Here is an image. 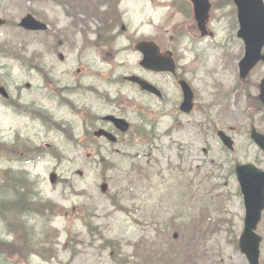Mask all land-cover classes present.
<instances>
[{
  "label": "rangeland",
  "instance_id": "374dc122",
  "mask_svg": "<svg viewBox=\"0 0 264 264\" xmlns=\"http://www.w3.org/2000/svg\"><path fill=\"white\" fill-rule=\"evenodd\" d=\"M93 1H100L105 11L101 18L91 11V5L74 9L73 2L67 0L53 4L0 0V16L9 21V28L0 30V45L37 53L42 61L66 74L63 82L70 88L79 87L74 81L80 76L76 70L82 66L81 59L83 71L97 64L98 69L93 70L96 79L90 76L83 85L93 86L97 89V98L109 97L111 104L84 101L82 89L81 96L69 97L71 107L61 113L54 112V122L61 124L59 129L52 130L48 140L44 136L39 139L38 129L31 130V126L22 124L23 120L0 109L6 137L12 138L20 130L25 135L35 134L38 143L45 138L41 143L51 145L47 160L27 169L40 180L44 199L59 208L52 224L55 233L49 235L45 247L30 252L27 262L115 264L128 256L140 264H248L237 243L245 216L238 183L228 173V156L220 146L212 143L211 148L207 147L211 98L215 92L227 93L238 78L237 64L242 50L236 48L234 40L235 7L229 4L230 0H210L213 9L208 29L214 36L203 40L191 30L194 22L188 11L184 12L190 0ZM72 12L77 23L71 18ZM27 14L51 24L49 35L17 30L15 23ZM118 17L120 20L112 24L111 20ZM108 22L111 23L107 27ZM123 27L133 41L135 35L153 39L165 49H171L172 38L180 37L176 34L183 31L176 56L180 72L186 75L196 94V108L191 115L178 112L182 96L176 80L144 71L139 65L142 57L133 49L116 52L119 45L127 43L125 37L111 45L116 54L107 58L110 45L105 43L112 42V35L123 33ZM87 32L98 48L95 51L79 49L82 35ZM56 36L62 40L63 63L43 56ZM186 36L190 41L185 40ZM0 62L8 64L9 61ZM20 71L15 66L14 78L22 84L21 88H26L27 78ZM131 74L140 75L159 87L167 103L160 104L137 87L120 82ZM254 77L259 80L264 77V67H259ZM24 92L28 97L27 89ZM72 103L76 106L82 103L101 112L123 110L135 130L152 133L147 138L129 136L123 144L82 147L76 143L80 140L82 119ZM226 104L233 114L237 109L244 110V103L238 106L232 97ZM222 106L217 103L214 109L220 112ZM250 115L249 109L244 117L238 115L239 126ZM144 119L146 125L142 123ZM66 125L74 130H60ZM239 126L234 127L243 152L248 144L244 143L247 140L245 135L241 136L243 128L239 130ZM255 126L264 130L257 122ZM246 151L250 158L262 159L264 166V157L257 148L249 145ZM4 227L1 223L0 238L7 237ZM257 232L263 239L261 264H264V214ZM7 240L13 244L3 247L7 258L13 262L24 261L22 241L16 235ZM105 240L117 241L121 247L111 248Z\"/></svg>",
  "mask_w": 264,
  "mask_h": 264
},
{
  "label": "flooded vegetation",
  "instance_id": "af4514ba",
  "mask_svg": "<svg viewBox=\"0 0 264 264\" xmlns=\"http://www.w3.org/2000/svg\"><path fill=\"white\" fill-rule=\"evenodd\" d=\"M48 2H51L52 4L55 3L53 0H49ZM186 11H188L191 17H193V6L191 5V3ZM0 17L6 22L3 27H0V30L8 29V19H6L5 16ZM71 18L74 19L76 23L75 17L71 16ZM50 25L51 24H49V29H51ZM195 26L196 23L194 22L191 30L198 33V31L196 30L197 26ZM15 27L17 28V30H20L19 21L15 23ZM122 30L123 33L118 32L116 33V35H112L111 43H105L106 45H110L111 48H109L111 52L107 51L106 53L107 58L115 57L116 53L114 54L113 51H115L116 49L112 48L111 45H115L125 37V39H127V43L123 44L122 46L119 45L117 47L116 52L118 54L122 53L123 49V52H126L128 49L134 50L136 43L141 40H152L160 46L162 53L170 51L175 62L177 63V66H180L176 56L177 50L179 49V47H181L179 43V37L176 38L174 36L175 38H172L173 43L171 44V49H165L159 42L153 39L148 40L147 38L137 37L135 35L134 38H136V40L133 41V37L131 34H125V32H128L127 29L123 27ZM11 33H15V31H11ZM26 33L33 35H49V32ZM239 33L240 31H238L237 29L234 30V40L235 44H237L236 48L240 51L242 50L240 53L241 58L239 59L237 64L238 78L236 79L234 86L229 91H227V93L219 91V93L215 92L213 94V98H211V102L209 103L212 108L209 106V114L207 115V131H209V135L207 137V147L211 148L212 143H216L220 146V148L223 150L224 155L228 156L226 162L229 166L228 173L236 180L238 176L237 168L239 166L253 167L264 172V166L261 163V161L263 162V160L259 159L258 157L250 158L249 152L246 151L247 146L251 145L257 148L260 154L264 157L263 150L253 136L255 132L264 137V130H259L255 126L257 122L262 128H264V77L260 78V80L254 77L257 69L259 67H264V60L260 61L255 66V68L247 75L246 78L243 79L241 77L240 64L245 58L246 43L242 38H240ZM213 36L214 33L209 29L207 30V35H200L201 39L203 40L209 37L213 38ZM89 38L90 37L88 32L84 34V36L82 35L81 46L79 47L80 51L83 52L85 49L95 51L96 49H98L95 47V43ZM59 39L60 38L57 37L56 40L50 43L48 51L44 52L45 54L43 56L45 58H51L53 61L60 60V62L63 63L65 60V53L62 51L63 48H61L62 40ZM186 41H190V37H186ZM189 45L192 46L193 42H191V44ZM78 53L79 52H77V54ZM97 53L99 54V51ZM261 55L264 58V47ZM0 60L9 61L8 64H5L6 62H0V109H2L1 111H3L4 113H9L10 116L17 118L18 120H23L24 122L22 124L31 126V130L38 129L39 133L37 134V136L39 139L44 136L48 140L50 139L52 130L59 129L61 122L58 124L54 122V112L61 113L62 111L67 110V107L70 106L69 102L72 101L69 100V97H72L74 94H78V96H81L82 89L85 92V95H83V97H85L83 98L84 101H104L108 103L110 101L109 97L105 98L103 96V98H97V96L95 95L97 89H95L93 86L83 85L85 79L89 78L90 76H92L93 79H96L94 77L96 71L93 70L98 69L97 64L95 65V67L90 66V69H85V71H83V60L81 59L82 66L78 67V69L76 70L77 74L80 76L76 77V80L74 81L76 83L78 82V89L77 86H75L74 88H70L65 85L63 79H65L66 74L61 73L58 67H55V65L53 64L48 65L45 61L41 60V57L37 55V53L36 55H34L24 48H15L8 44H1ZM17 65L22 70L20 72H23V78H27L26 88H21L22 84L18 82L16 78H14L13 69ZM180 78L187 79L186 75L180 72L179 68L176 77H174L173 79L178 81ZM122 81L125 82L124 77L122 78ZM82 85L84 86V88ZM15 87H17V90L15 89ZM26 89L29 95L28 97L25 96L24 91ZM229 97H232L233 102L238 106L244 103V110L242 111L237 109V112L233 114L230 110V106L226 104ZM88 98L92 99L89 100ZM253 102L254 104H252ZM217 103H219L220 105L223 104V106L220 108V112L215 110L216 108L214 109ZM74 105L75 109H73L75 110V113L78 114L82 119V132L79 138L80 140L78 139V143H80L82 147L94 148L96 145H98L99 147H103V145L105 144H110L105 137H95V132L100 129H104L106 132L116 136L118 138V144L126 143L125 140L130 136V134H121L119 131H117V129L111 122L105 120V117H107L108 115L116 114L119 117L123 116L124 118H127L126 115H122V113L118 110L116 112H101L95 108H91L90 106L83 105L82 103L81 105H77L78 107L76 106V104ZM109 105L111 104L109 103ZM51 106L54 107L55 110H52ZM252 107L254 108L252 109ZM246 109H249L251 115L247 117V121L242 122L239 126L240 121L238 120V115L240 117H244L246 114ZM253 118L256 119L248 121V119ZM1 122L2 120L0 121V179L2 180L5 171L10 170L12 171V173L20 176L22 179L28 182L29 177L32 174L29 172L27 167L34 165L35 161L39 163L47 160L49 156L47 150L50 149L51 145L41 143L45 140V138H43L40 143H38L35 139V134H33L32 136H30L29 134L25 135L22 134L20 130H18L12 138L6 137L4 135V131L2 130ZM234 126H239V130L243 128L242 133L240 132V134L241 136L245 135L246 138L244 139L247 140V142L244 143L248 144L247 146H245L243 152H241L239 149L240 136H238L237 128H235ZM60 130H62L63 132H67L69 130L73 131L74 129L73 127H69L66 125L65 127H61ZM220 132L224 133V135L229 138L232 143V149L229 148L228 144H225V140L220 136ZM44 146H46V148ZM5 164H7L6 168H4ZM26 185L29 186L28 184Z\"/></svg>",
  "mask_w": 264,
  "mask_h": 264
},
{
  "label": "water",
  "instance_id": "95a60500",
  "mask_svg": "<svg viewBox=\"0 0 264 264\" xmlns=\"http://www.w3.org/2000/svg\"><path fill=\"white\" fill-rule=\"evenodd\" d=\"M234 1L238 8L239 36L245 41L247 48L246 58L240 64L242 77H245L261 59L264 60L261 56V50L264 46V1ZM193 4L198 26L201 31L205 32L211 5L208 0H193ZM3 24L4 21L0 19V26ZM20 26L29 31L47 30V26L36 20L32 15H27L23 18ZM137 50L144 55L141 65L145 69L153 72L175 73L176 66L170 56L171 54L161 55L159 48L155 44L143 42L137 45ZM127 80L138 84L143 91L159 98L163 97L159 89L139 77L131 76ZM180 85L184 95L181 111L189 114L194 107V93L185 81L180 82ZM106 120L113 122L122 132H127L130 128V124L124 119L110 116ZM96 136H106L110 141H117L115 137L105 131L97 132ZM253 136L264 150V137L257 135L255 132ZM226 142L231 147L228 139ZM237 173L246 208L245 229L239 246L241 252L247 257L249 264H260V244L262 240L256 234V230L264 210V173L253 167H238Z\"/></svg>",
  "mask_w": 264,
  "mask_h": 264
},
{
  "label": "trees",
  "instance_id": "16d2710c",
  "mask_svg": "<svg viewBox=\"0 0 264 264\" xmlns=\"http://www.w3.org/2000/svg\"><path fill=\"white\" fill-rule=\"evenodd\" d=\"M5 179L2 189L3 199H0V222L5 225L7 237L0 238V264H30L26 260L30 258V252L45 247L49 235L55 233L52 231V224L58 216L59 208L52 201L42 202L37 187L33 195H28L29 189L22 181L13 180V178ZM13 235L22 241L24 261L9 260L3 249V247L13 246L8 244L10 241L7 240ZM105 242H108L111 248L121 247L117 241L105 240ZM115 264H140V262L137 263L136 258L126 256Z\"/></svg>",
  "mask_w": 264,
  "mask_h": 264
}]
</instances>
